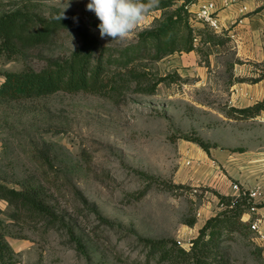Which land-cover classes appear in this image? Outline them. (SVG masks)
<instances>
[{
  "label": "rangeland",
  "instance_id": "obj_1",
  "mask_svg": "<svg viewBox=\"0 0 264 264\" xmlns=\"http://www.w3.org/2000/svg\"><path fill=\"white\" fill-rule=\"evenodd\" d=\"M89 2L0 0V16L29 10L48 18L64 11L105 46L133 44L145 29L124 43L101 38ZM160 16L151 13L148 27ZM80 46V36L67 30L47 45L0 53V85L6 72L41 70ZM258 53L230 39L169 56L155 65L160 76L170 77L156 94L130 92L121 102L64 92L0 99V184L43 186L61 220L53 229L15 221L8 216L13 208L0 201L18 264H146L142 238L175 239L190 249L205 221L220 211L216 193L236 196L235 185H264V110L254 118L231 112L264 101V81H253L264 77ZM186 134L215 146L208 153L181 138ZM149 177L154 182L142 196ZM224 249L232 264H264L256 240L236 236Z\"/></svg>",
  "mask_w": 264,
  "mask_h": 264
},
{
  "label": "trees",
  "instance_id": "obj_2",
  "mask_svg": "<svg viewBox=\"0 0 264 264\" xmlns=\"http://www.w3.org/2000/svg\"><path fill=\"white\" fill-rule=\"evenodd\" d=\"M180 2V3H178ZM197 0H159V5L151 13L160 11L155 23L138 33L137 41L123 47L105 46L91 37L89 32L72 18L43 17L29 10H17L0 16V53L21 52L49 44L55 36L71 30L81 38V46L69 57L48 60L41 70L6 72L0 85V99L23 101L47 98L56 93H89L121 100L130 92L154 95L160 84L170 80L160 76L155 70L156 63L182 53L202 51L204 46H224L230 37L218 35L209 27L195 29L191 22L190 8ZM100 21L93 23L98 26ZM200 38V47L195 39ZM263 78L253 80L259 82ZM264 110V101L254 107L232 109V115L242 118L257 117ZM208 152L211 143L200 136L181 135ZM150 178V177H149ZM149 186H152V178ZM169 189L178 188L170 185ZM219 198L220 211L208 218L199 229L198 235L185 249L175 239L142 238L140 241L147 250L146 264L152 261L168 264H232L229 253L224 249L227 242L240 236L255 240L251 221L245 222L243 216L255 207L248 191L241 188L239 196L222 195ZM0 201L8 203L13 211L8 215L15 221H31L44 224L53 229L61 220L49 203L43 186L32 183L22 184L21 189L0 184ZM261 208L262 206H258ZM4 211L0 207V264H18L17 253L7 239ZM255 216H252V220ZM195 220L187 222L194 226ZM79 244V242H78ZM80 248L81 245H78Z\"/></svg>",
  "mask_w": 264,
  "mask_h": 264
},
{
  "label": "crops",
  "instance_id": "obj_3",
  "mask_svg": "<svg viewBox=\"0 0 264 264\" xmlns=\"http://www.w3.org/2000/svg\"><path fill=\"white\" fill-rule=\"evenodd\" d=\"M208 1L216 3L222 31L227 33L231 42L236 43L243 51L257 49L258 56L264 58V0H238L228 5H225L224 0H197L190 10L197 11L200 4ZM197 25L198 28L204 26L201 23ZM192 53L195 51L190 54ZM263 81L264 77L261 82ZM256 215L264 216V207L259 208ZM252 216L250 213L245 214L243 220L248 222Z\"/></svg>",
  "mask_w": 264,
  "mask_h": 264
},
{
  "label": "clouds",
  "instance_id": "obj_4",
  "mask_svg": "<svg viewBox=\"0 0 264 264\" xmlns=\"http://www.w3.org/2000/svg\"><path fill=\"white\" fill-rule=\"evenodd\" d=\"M159 0H90L87 10L100 21V37H110L112 42L124 43L134 38L138 30L148 27V20ZM64 11L55 17L66 19Z\"/></svg>",
  "mask_w": 264,
  "mask_h": 264
},
{
  "label": "built area",
  "instance_id": "obj_5",
  "mask_svg": "<svg viewBox=\"0 0 264 264\" xmlns=\"http://www.w3.org/2000/svg\"><path fill=\"white\" fill-rule=\"evenodd\" d=\"M238 0H224L225 5L236 3ZM191 22L198 21L202 25L209 27L214 32H222V26L218 16L217 5L214 1H208L198 6L197 11H191ZM195 46L200 47V38L195 39ZM235 188L239 190V196L241 188L235 185ZM246 190V189H245ZM250 199L253 201L255 207L252 208L250 214L254 215L255 218L251 221V228L255 233V240L264 247V216L256 215L258 206L264 207V185H258L252 189H247ZM261 207V208H262ZM191 247V244H190Z\"/></svg>",
  "mask_w": 264,
  "mask_h": 264
}]
</instances>
